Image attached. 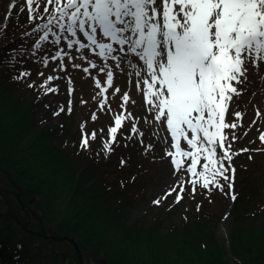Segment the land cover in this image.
Masks as SVG:
<instances>
[{
  "label": "snow or ice",
  "instance_id": "obj_1",
  "mask_svg": "<svg viewBox=\"0 0 264 264\" xmlns=\"http://www.w3.org/2000/svg\"><path fill=\"white\" fill-rule=\"evenodd\" d=\"M15 7L16 0H11L5 20ZM25 7L29 23L41 21L24 34L36 37L30 55L44 68L58 62L53 68L56 75L48 74L39 85L35 81L28 83V88L38 93L37 98L41 92H59L53 82L65 78L59 73H68L66 60L72 68L86 74L98 70L104 75L103 81L92 77L99 89L101 111L106 107L111 111L110 89L114 95L121 92L114 88V69L135 78L144 111L151 115L150 120L143 119L158 127L165 126L170 144L164 154L176 174L187 175V179L171 185L153 204L159 206L173 194L174 203L179 204L185 194L194 198L198 189L209 195L220 191L233 202L237 200L236 168L232 162L234 157L252 150H233L240 138L236 130L244 127V113L231 112V105L244 92L240 86L247 80L248 65L264 62V0H43V6L42 0H25L20 12ZM6 27L5 23L3 28ZM46 45L52 46L51 55ZM41 51L45 53L42 57L38 55ZM87 52L99 59L102 66L98 67ZM129 56L133 60H128ZM77 58L88 66L75 63ZM30 75V71L24 70L13 79L23 80ZM39 76L44 77V73ZM67 83V112L71 114L75 89L70 75ZM121 99V112L114 116L108 138L102 140V150L109 155L119 143L118 135L122 134L125 122L136 121L126 107L131 100L129 93L123 92ZM64 112L61 105L52 116L59 117ZM229 114L234 116L232 122L227 121ZM255 116L248 128L257 124L259 110ZM91 119L95 121L97 115L93 113ZM137 123H132L131 135L124 138L138 136L143 144L144 133ZM84 127L82 124L81 148L87 150L97 133L88 134ZM226 130H230L231 139ZM258 140L264 144V131L259 132ZM152 148V144L146 145L147 151ZM256 151L264 153V148ZM248 158L253 159L251 155ZM120 164L123 167L126 161L122 158Z\"/></svg>",
  "mask_w": 264,
  "mask_h": 264
},
{
  "label": "trees",
  "instance_id": "obj_2",
  "mask_svg": "<svg viewBox=\"0 0 264 264\" xmlns=\"http://www.w3.org/2000/svg\"><path fill=\"white\" fill-rule=\"evenodd\" d=\"M20 1L21 6L25 4ZM27 13L25 8L16 19L9 16L16 27L0 30V188L19 193V198H12L20 218L31 213V228L41 227L49 236L72 239L84 264H264V225L257 227L259 231L251 228L245 235L237 231L225 245L213 232L215 226L206 227L203 216H197L195 223L183 221L182 226L169 228L168 234L152 236L139 234L145 223L151 222L148 218L140 217L136 223L123 218L124 188L135 180L137 170L129 179L124 178L127 184L119 183L118 188L113 171L118 168L126 174L120 161L124 156L132 167L135 162L131 152L115 153L118 160L112 154L101 157L96 152V139L89 142L87 150L81 148L82 137L67 120L62 126L44 122L41 114L47 112L46 104L53 107L50 114L61 105L67 112L62 94L67 92L68 83L60 93L41 92L39 98L35 90L28 88V83L39 85L48 74L57 73L53 72L56 63L44 68L30 55L36 37H21L41 22L29 23ZM45 48L51 55L52 46ZM44 54L38 53L41 57ZM69 69L61 74L66 80ZM24 70L31 75L13 79ZM76 71L73 88L78 87V80L83 82L88 77L80 69ZM41 72L44 77L39 76ZM58 84L59 80L53 82V86ZM74 111L82 114L78 109ZM138 166V172H145L143 166ZM211 195L208 200L214 198ZM256 197V191L247 195L252 203L250 219L264 216V210L253 208ZM20 201L26 210H22ZM239 217L249 221L245 214ZM0 264H78V260L68 241H53L22 230L0 199Z\"/></svg>",
  "mask_w": 264,
  "mask_h": 264
},
{
  "label": "rangeland",
  "instance_id": "obj_3",
  "mask_svg": "<svg viewBox=\"0 0 264 264\" xmlns=\"http://www.w3.org/2000/svg\"><path fill=\"white\" fill-rule=\"evenodd\" d=\"M18 1L19 3H17L16 0V7L11 10L12 16L14 15L15 19L20 13L24 12H20L19 9L21 7V1ZM10 2L11 0H0V30L5 29L3 28L5 23L7 28L13 29L12 27H16V21L11 20V17H8L7 20H5V17L9 12ZM35 25L32 26V29ZM86 55L93 59L94 62L97 63L98 67L102 66V62L94 57L91 52H87ZM127 59L133 60L131 56ZM65 63L68 64V69L70 68L69 74L71 76V80L73 78L75 79L78 76L76 74V69L72 68L71 64L67 60ZM75 63H80L82 66H88L86 61H81L79 58L75 60ZM122 67L126 68L127 65L123 64ZM248 67L249 71L247 74V80L240 86L244 89V92L242 96L234 98L231 105V112L241 111L244 113V127L236 130V134L240 138L235 141L233 150L238 151L243 148L252 150L249 153H241L240 155L234 157L232 162L233 166L236 168L234 189L238 198L235 202L220 191L213 192L214 198L210 199L211 202H209L210 200H208V198L212 195H209L205 190L198 189L194 198L185 194L184 199L179 204L174 203L175 194L167 200H164L159 206L153 204V201L162 196L171 185L175 184L178 180L187 179V175L184 172H180L178 174L174 172V169L170 164V159L164 154L170 144V137L165 131V126L158 127L155 123L149 124L145 121V119H143V117H147V119L150 120L151 115L144 111L142 95L136 89V85L134 83L135 78L129 77L126 73H122L119 70L114 69V88H120L121 92L114 95L113 89L109 90L108 104L110 105L111 111H109L107 107L103 111L98 108L101 97L99 95V89L96 88L92 77L97 76L101 81H103L105 77L103 74L98 73V70H93L92 74H88L89 76L83 82L81 80L77 81L78 87L74 88L75 91L72 94L73 110L71 112V117L70 114H67V112L62 113L59 117H53L52 114L49 113V111L53 108L52 106L46 108L47 112H44L41 116H43L45 123L56 126H62L65 123V120H67L68 124L70 122L72 130L80 137H82V124L85 126L84 131L88 134L96 131V152L101 157H108L109 154L102 150V140H106L108 138V128L113 125L114 116L121 112V96L123 92L127 91L131 97V100L126 105L127 110L131 112L134 117H136V121H138L137 127L144 133V136L142 138L143 144L140 143L141 138L138 136H135L132 139H125V136L131 135L132 123L136 122L126 121L125 126L121 130L122 134L118 135L119 143L113 146L115 150L111 153L112 158L114 160H118V158L115 157V153L118 154L119 152H123L124 155L131 152L130 157L135 162L132 164V167H130L127 160L123 158L124 156L121 157L126 161L124 166L126 174L122 173L118 168L113 171L115 182L117 181L115 183L117 188L120 186L119 183L124 182L127 184V182L124 181V178L129 179L130 175L135 172V168L137 170V174L134 176L135 180H132L124 188V192H126V194L121 199V213L123 218H127L130 223H136V220L140 217L148 218L151 222H146L139 234L142 235L145 232L146 235L152 236L155 234H168L169 228L179 226L183 223V221L195 223L197 216H201V218L203 216L207 219H204V222L208 223L206 227L215 226V230L213 228V232L215 231L216 236L221 238L226 245L231 236L237 231L242 233L241 235H245L246 231L248 232L253 228L259 231L260 229H257V227L264 225L263 215L257 217L256 219H250L252 203L249 199H247L249 192L256 191L257 194H259V197L254 199L256 205H254L253 208L257 210H260L259 208H261L264 210V153L256 151V149L264 148V144H261L258 140L259 132L264 131V64L260 63L258 66L248 65ZM256 71H259L257 77L255 76ZM61 74L62 73H60V75ZM59 81L60 84L57 86L60 90L67 85V80L64 78ZM58 93H60V91ZM62 97L68 105V92H64ZM81 101H84L85 103H81ZM131 101H135V104ZM75 109H78L79 112L81 111L82 114L79 115V113H75ZM257 110L260 111L261 117L257 121L256 125L248 128V125L256 118L255 114ZM93 113L97 115V119L95 121L91 119ZM233 120L234 116L229 114L227 116V121L232 122ZM101 129H103V132H101ZM226 131H229V138L231 139L230 130ZM245 131L248 132L247 136L243 135ZM92 141L93 140H90V143L94 142ZM148 144L153 145L151 151L146 150V145ZM182 146L185 145L182 143ZM249 155H251L253 159H249ZM161 157H163V159ZM137 163L143 166L145 172H138L139 166L136 167ZM186 187L188 191H191L190 185H187ZM9 192H11L10 205L13 212H15L20 218V212H17V208L13 203V200H15L16 197L19 198V194L18 192H15V190H11ZM0 197L1 201L3 200V203L6 206V211H8L5 195L0 194ZM198 204L200 205L199 211H197ZM17 207L19 208V206ZM240 214L247 215L249 217V221H245L244 218H240ZM28 218L30 222H34L31 213H27V216L24 219H20L21 221H26ZM157 218L159 221L153 223L152 221ZM253 224H255V226H251ZM239 227H244V229H239ZM160 239H163V237ZM261 240L262 239L260 238V241Z\"/></svg>",
  "mask_w": 264,
  "mask_h": 264
},
{
  "label": "water",
  "instance_id": "obj_4",
  "mask_svg": "<svg viewBox=\"0 0 264 264\" xmlns=\"http://www.w3.org/2000/svg\"><path fill=\"white\" fill-rule=\"evenodd\" d=\"M0 194L3 195V194H11V192L9 191H6V190H2L0 189ZM18 198V197H17ZM6 204L8 205V213L9 214H13V209L10 205V202L9 201H6ZM22 208H25L23 205H22ZM14 217H16V215H14ZM29 221L28 220L27 222H23L21 223V226L22 228L24 229V231L34 235V236H38V237H42V238H50L52 239L53 241H62V240H66L68 241L70 244H72L73 248H74V252L77 256V260H78V264H84L83 263V260H82V256H81V253L76 245V243L72 240V239H69L67 237H57V236H49L44 228H41L40 231H37V230H32L28 227V224H29Z\"/></svg>",
  "mask_w": 264,
  "mask_h": 264
},
{
  "label": "bare ground",
  "instance_id": "obj_5",
  "mask_svg": "<svg viewBox=\"0 0 264 264\" xmlns=\"http://www.w3.org/2000/svg\"><path fill=\"white\" fill-rule=\"evenodd\" d=\"M261 63L264 64V62H261ZM258 73H259V71H256V72H255V76H256V77L258 76Z\"/></svg>",
  "mask_w": 264,
  "mask_h": 264
}]
</instances>
